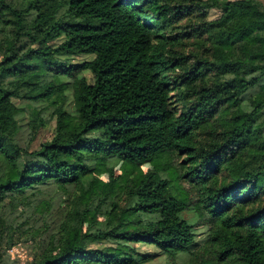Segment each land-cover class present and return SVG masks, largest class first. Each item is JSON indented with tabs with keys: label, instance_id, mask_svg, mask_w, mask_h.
Segmentation results:
<instances>
[{
	"label": "trees",
	"instance_id": "1",
	"mask_svg": "<svg viewBox=\"0 0 264 264\" xmlns=\"http://www.w3.org/2000/svg\"><path fill=\"white\" fill-rule=\"evenodd\" d=\"M192 3L220 8L206 28L212 58L169 46L159 31L162 22L179 14L170 0H26L21 6L0 0V30L11 25L16 37L0 40V199L52 181L88 191L86 209L107 213L85 229L83 214L77 221L64 217L58 249L42 251L30 264L149 259L150 253L133 243L153 244L169 254L189 250L195 232L182 211L191 200L167 195L174 179H155L156 170L140 166L169 151L184 154L181 176L197 185L194 203L212 223L217 257L227 264H264V0ZM30 12L24 33L37 45L19 51L15 40ZM259 32L263 41L254 46L250 38ZM58 38V44L49 43ZM81 53L92 56L72 63L57 58ZM83 69L92 77H76L77 113L56 105L49 139L34 149L19 148V155L8 150L4 139L14 135L19 110L12 96L55 100L65 85L62 76ZM38 113L35 127L43 123ZM209 124L212 134L199 139ZM251 147L259 151L250 154ZM99 154L114 165L121 160L122 170L108 179L95 174ZM238 159V172L230 169L217 182L215 175ZM103 240L111 244L91 246Z\"/></svg>",
	"mask_w": 264,
	"mask_h": 264
},
{
	"label": "rangeland",
	"instance_id": "2",
	"mask_svg": "<svg viewBox=\"0 0 264 264\" xmlns=\"http://www.w3.org/2000/svg\"><path fill=\"white\" fill-rule=\"evenodd\" d=\"M21 6L26 0H6ZM175 4L174 9L179 10L176 18L170 17L169 20L162 22V28L159 31L168 37L169 46L186 53L196 55V57L212 58V41L210 29L207 22L220 14V8L212 6L204 8L193 5V0H170ZM181 4V7L179 5ZM189 4V5H188ZM10 17V13L5 12V18ZM32 12L23 17L22 27L19 29L18 39L15 40L19 51L27 47H34L37 44L32 43L24 33L31 24ZM16 38L12 32L11 25H6L0 30V40L5 38ZM60 38L49 41L56 45ZM263 41L261 32L253 34L250 43L259 46ZM229 48V45H224ZM92 54H64L57 55L58 60L65 63L79 62L90 58ZM192 59L194 57H191ZM174 75L179 73L176 69ZM213 72V71H212ZM171 73V72H170ZM77 76H85L90 80L92 77L88 69L77 72L76 76L64 75L62 81L65 85L58 90L55 100L52 98L46 100H34L26 97L12 96V101L19 110L15 114L16 127L11 137L7 136L4 143L8 150L14 155L20 154L19 148L34 149L39 144L49 139L55 132L56 114L54 107L62 104L71 114H76V104L73 95V86L76 83ZM46 78H50L47 76ZM174 78V76H172ZM213 75H210V79ZM63 94L62 98H59ZM38 111V116L42 118L43 123L35 127L32 118ZM260 119L264 122V108ZM215 128V119L213 120ZM211 125L200 129L198 138L204 140L212 134ZM255 147L249 149V153L258 152ZM264 151V148L261 150ZM58 157H64L58 155ZM158 157V156H157ZM184 154L177 151H169L160 155L155 161L140 163L142 169L153 168L156 170L155 179L164 177L173 178L174 184L168 189L167 195H174L180 199H190L189 208L182 211V216L187 218L192 224L195 232V242L186 252L169 254L163 252L153 244L133 243L137 250L150 253L149 259L138 264H202L205 260L208 264H227L225 260L217 257V248L210 240L211 221L206 218L203 209L194 202L199 196V190L194 181L181 176L184 169ZM121 161V160H120ZM118 161L115 165L106 156L99 154L94 159V173L103 179H108L111 174H116L122 170ZM240 167V160L233 161L229 168L222 169L217 173L216 180L229 175L230 169L237 173ZM106 171H102V169ZM215 181V177L213 182ZM136 182L133 181V187ZM89 192L86 190H75L71 184H57L56 182H47L38 184L34 187L26 188L20 192H9L1 196L0 205V264H30L37 262L42 251H56L60 244L59 222L64 217L77 221L83 214V229L91 221L105 219L107 213L103 208H94L87 210V199ZM72 220V221H73ZM49 226L45 227V222ZM111 242L103 240L102 242H93L91 246L110 245ZM114 244V243H112ZM212 262V263H210Z\"/></svg>",
	"mask_w": 264,
	"mask_h": 264
}]
</instances>
